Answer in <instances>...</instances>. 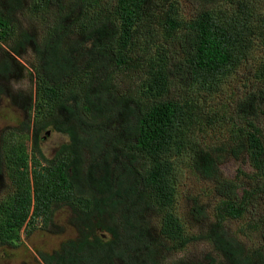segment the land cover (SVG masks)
Here are the masks:
<instances>
[{"label": "trees", "instance_id": "16d2710c", "mask_svg": "<svg viewBox=\"0 0 264 264\" xmlns=\"http://www.w3.org/2000/svg\"><path fill=\"white\" fill-rule=\"evenodd\" d=\"M195 1L185 20L179 0H0V98L28 50L37 86L28 121L2 137L0 247L66 209L76 237L32 264H264V0ZM238 76L231 105L198 103ZM178 78L196 95L176 94ZM50 132L69 138L52 157ZM241 158L251 171L226 177ZM186 171L208 190L194 194ZM249 227L252 250L238 239ZM200 241L203 260L177 257Z\"/></svg>", "mask_w": 264, "mask_h": 264}, {"label": "rangeland", "instance_id": "374dc122", "mask_svg": "<svg viewBox=\"0 0 264 264\" xmlns=\"http://www.w3.org/2000/svg\"><path fill=\"white\" fill-rule=\"evenodd\" d=\"M180 6L178 9L179 15L185 20H191L196 12V1L195 0H179ZM234 0H231L227 3L225 0V7L229 6L233 3ZM173 58V57H172ZM183 58V57H182ZM181 57H177L176 59H172L170 70L174 71V62H177V69L179 70L180 62H182ZM34 60V54L30 50L24 54V57L19 59V62L22 64L21 68H26V72L19 68V76L20 82L17 77L12 80H8L6 86L8 85L11 89V94L4 95L0 98V152L2 147V137L10 132L14 128H18L21 122H27L30 118L29 111H27L28 103L27 96L30 92L33 94V104L36 103V78L35 76H30L29 71L31 70L29 67V62ZM174 74V78H176ZM243 78L235 77L232 80L231 87L224 88L225 91L221 90L216 94L213 99H210L207 96L202 97L198 103L200 102L206 110L213 109L214 111L219 110L218 104L231 105L234 95L238 92L239 88L243 84ZM0 84H3L0 81ZM178 86L176 87V94L182 93L189 95L191 97L192 94L195 96V92L188 91L187 89H183V86L180 83V79H177ZM4 85V84H3ZM239 87V88H238ZM238 88L237 90H235ZM19 89L22 90L21 94L18 95ZM194 91H197V87L193 88ZM192 93V94H191ZM35 113L32 112L31 119V130H30V138L33 131V120L35 118ZM220 117L223 118L224 122H229L231 117L230 114H225L220 112ZM219 117V118H220ZM26 129V128H24ZM42 141V149L48 157L54 156V154L58 151L61 145L69 143V138L66 135L50 132L48 137H44ZM30 143V141H29ZM32 145V141L29 146ZM32 150H29V158H31ZM245 160L241 158L240 160L236 159H228L222 165V172L226 177L236 178L238 176H242L243 173L247 174L251 171V166L249 163H245ZM185 176L188 177L192 192L196 195L199 191L203 192L208 190L205 182L200 181L196 177L192 176L190 171H186ZM11 185L8 182L7 177L4 173L0 172V199L4 197L10 191ZM190 188V187H189ZM202 195V194H201ZM202 202L204 203L206 197L202 196ZM191 213V204L186 205V202L183 199L178 204V215L182 218L186 219V215H190ZM55 225L58 227H37L28 228L30 224H26L22 230H20L19 240L13 246H4L0 247V264H32L36 259L38 260L39 252L45 253H53L56 251L60 244L67 239H71L76 237V230L70 223V213L68 210L63 209L59 210L55 214L54 218ZM33 221V219H32ZM34 222V221H33ZM248 218H244L243 220L230 224L231 232H239L241 229L247 227ZM187 230L196 232L198 231L191 228L187 225ZM244 234H240L238 239L241 240L245 245L247 250H252L257 248L261 243V237L256 230L251 229L250 227L246 230ZM211 247L204 241L193 242L186 253L178 254L177 257L190 258V259H199L203 260L208 252H211ZM216 256V255H215ZM214 257V255H213Z\"/></svg>", "mask_w": 264, "mask_h": 264}]
</instances>
